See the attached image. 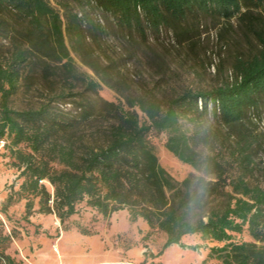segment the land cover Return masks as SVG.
<instances>
[{
  "label": "trees",
  "instance_id": "16d2710c",
  "mask_svg": "<svg viewBox=\"0 0 264 264\" xmlns=\"http://www.w3.org/2000/svg\"><path fill=\"white\" fill-rule=\"evenodd\" d=\"M71 1L81 8L95 5L142 40L147 27L158 33L196 11L236 17L256 48L236 54L232 73L209 87H185L164 100L149 91L128 96L126 107L106 100L97 106L85 91H96L101 83L78 72L67 32L75 36L83 63L106 84L108 67L83 45L77 14L69 13L64 26L49 0H0V38L9 42L0 48V142L21 170L20 194L39 197V210L60 222L83 201L103 216L126 209L130 221L142 218L166 234L163 248L199 234L223 242L208 254L219 264H264V185L248 179L254 146L260 145L249 124L264 110V0L60 4L67 9ZM90 28L99 35L97 25ZM80 81L86 90L75 89ZM23 90L47 99L18 106ZM72 96L74 106L63 109ZM151 132L164 133L165 148L198 173L176 180L160 164ZM244 231L250 240H233V233ZM0 264H15L1 237Z\"/></svg>",
  "mask_w": 264,
  "mask_h": 264
},
{
  "label": "rangeland",
  "instance_id": "374dc122",
  "mask_svg": "<svg viewBox=\"0 0 264 264\" xmlns=\"http://www.w3.org/2000/svg\"><path fill=\"white\" fill-rule=\"evenodd\" d=\"M49 2L60 12L64 26L68 24L69 13L77 14L82 23L83 45L108 67L106 84L83 63L75 49V36L67 32V44L78 72L101 83L96 91H85L86 97L97 106L106 100L121 102L126 107L128 96L145 95L149 91L164 100L185 87H209L232 73L236 54L246 55L256 48L253 35L242 30L236 17L227 20L196 11L162 26L158 33L147 27V37L142 40L136 30L128 32L121 28L110 14L95 5L81 8L71 1L64 9L60 0ZM90 23L98 26L99 35L93 33ZM8 45V41L0 38V48ZM75 89L86 90L82 81L77 82ZM44 99L47 98L36 90L30 94L23 90L16 104L24 107ZM75 99L67 98L61 107L72 108ZM209 124L215 127V123ZM249 126L260 145L254 146L253 168L248 179L264 185V110ZM149 137L160 164L176 180H182L190 172L198 173L165 148L164 133L151 132ZM13 161L2 140L0 237L2 248L14 258L15 264H199L205 258L208 264H219L208 254L211 247L221 246L223 242L186 234L179 243L163 248L166 234L150 227L142 218L130 221L126 209L103 216L83 201L73 215L60 222L54 213L39 210V197L20 194L24 178ZM45 182L52 191L51 184ZM250 239L246 231L233 233L235 241ZM81 256L80 261L75 259Z\"/></svg>",
  "mask_w": 264,
  "mask_h": 264
},
{
  "label": "crops",
  "instance_id": "0c3cea01",
  "mask_svg": "<svg viewBox=\"0 0 264 264\" xmlns=\"http://www.w3.org/2000/svg\"><path fill=\"white\" fill-rule=\"evenodd\" d=\"M77 258H78L79 261H80V259L82 258V256H81L80 258H79V257H76L75 259H77ZM79 261H78V262H79ZM79 263H80V262H79ZM79 263L76 262V264H79ZM59 264H61V263H59Z\"/></svg>",
  "mask_w": 264,
  "mask_h": 264
}]
</instances>
